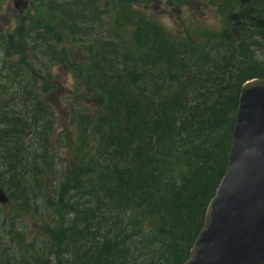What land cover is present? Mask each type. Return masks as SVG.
Masks as SVG:
<instances>
[{
    "label": "trees",
    "instance_id": "16d2710c",
    "mask_svg": "<svg viewBox=\"0 0 264 264\" xmlns=\"http://www.w3.org/2000/svg\"><path fill=\"white\" fill-rule=\"evenodd\" d=\"M146 1L38 0L37 12L0 39L5 59L17 58L0 85V185L9 175L7 205L22 208L36 204L39 186L49 211L31 239L16 228L22 211H0V264L189 258L225 173L241 86L264 79V0H202L219 27L198 25L184 38L139 17L135 5ZM53 66L75 82L71 169L48 154L51 113L24 77L47 79ZM86 99L91 112L80 107Z\"/></svg>",
    "mask_w": 264,
    "mask_h": 264
},
{
    "label": "water",
    "instance_id": "95a60500",
    "mask_svg": "<svg viewBox=\"0 0 264 264\" xmlns=\"http://www.w3.org/2000/svg\"><path fill=\"white\" fill-rule=\"evenodd\" d=\"M184 264H264V79L241 87L225 173Z\"/></svg>",
    "mask_w": 264,
    "mask_h": 264
},
{
    "label": "rangeland",
    "instance_id": "374dc122",
    "mask_svg": "<svg viewBox=\"0 0 264 264\" xmlns=\"http://www.w3.org/2000/svg\"><path fill=\"white\" fill-rule=\"evenodd\" d=\"M27 1L31 4V7L20 15L13 7L14 0H0V39L10 34L18 23L20 24L25 18L31 17L37 12V8L40 7L39 3L36 2L38 0ZM205 4L202 0H148L139 5H135V9L139 12V17L157 22L171 35L176 36V38H184L186 29L195 32L198 30V25L219 27V19L216 17V12L213 8H209ZM100 7L103 8V5H100ZM132 32L133 28H128L122 30L121 34L125 38H128ZM74 54H77L76 51H74ZM38 58L42 57L40 56ZM42 59L44 60L41 62H45L46 59ZM75 59L79 60V56H75ZM4 60L6 61L5 63H3ZM16 64L17 58L8 57L5 59L0 48V85L4 81V74L7 75L5 79L7 82L9 71ZM3 68H5L4 71ZM19 76L22 77V75ZM24 77L25 81L28 77H33L34 80L32 83L36 85L39 91H42L41 97L46 102L51 113L50 119L53 121L54 130L49 146L46 148L48 154H55L57 159L60 155L63 159H58V161L64 165L66 159L68 163L67 167L71 169L73 166L70 160L73 155L71 153L72 150L66 149L65 146L67 143L72 144L73 142L74 145L76 143L77 120L68 108L77 97L74 96L75 82L70 71L61 70L53 66L51 67V77L47 79L43 75H31L29 72L24 74ZM43 88L46 91H43ZM93 105L91 100L86 99L81 102L80 107L84 111L91 112L90 110L93 108ZM30 145V140H24L23 146H25V149L29 148ZM40 154L41 152L39 151L35 154L36 162H39L36 156ZM50 177L51 174L49 173L46 181L40 182V187L43 186L44 189V195L51 193ZM2 181L4 186L2 187L0 185V187L9 197L14 192L12 187L14 185L10 183V176L4 175ZM31 183L32 181L30 179V185ZM34 190L35 205H28L26 208H22L19 202L15 201L14 205H2L4 206L3 210H0L8 217L12 216L14 211H22L18 214L21 217L15 221L16 228L20 230L24 229L30 239L38 236L37 231L41 230L42 221H47L46 218L49 214V211L45 209L47 206L46 201L40 199L42 197L41 193L37 191L39 190V186L37 189L34 187ZM2 231V227L0 226V235L4 239V235L1 233Z\"/></svg>",
    "mask_w": 264,
    "mask_h": 264
}]
</instances>
